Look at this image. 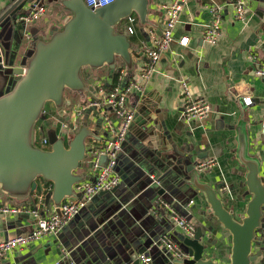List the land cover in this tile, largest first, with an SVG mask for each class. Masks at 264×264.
Wrapping results in <instances>:
<instances>
[{
	"label": "crops",
	"instance_id": "0c3cea01",
	"mask_svg": "<svg viewBox=\"0 0 264 264\" xmlns=\"http://www.w3.org/2000/svg\"><path fill=\"white\" fill-rule=\"evenodd\" d=\"M14 1L0 0V16ZM34 2L45 7L44 17L34 24L23 26L13 25L18 17L13 16L1 31V44L6 56L13 50L18 53L16 67L21 62V54L28 52L35 40L48 39L53 29L62 28L64 18L68 16L56 0H34L21 11L28 12ZM170 2L148 0L147 24L142 26L137 23L136 34L128 36L132 67L129 69L126 66L124 70L127 78L144 85V90L127 99V107L134 112V119L117 161V189L114 193H99L93 197L57 235L30 244L7 256L0 264H121L124 261L131 264L140 254L148 255L150 264H168L169 256L156 242L165 236L178 244L181 242L175 235L181 234L172 228L167 212L164 214L158 204L153 208L151 200L156 197L155 191L161 188L151 187L153 190L148 188L150 190L147 191L138 186L148 183L151 175L161 177L162 185H166L174 178L173 175H177L178 163L184 157L193 164L214 160L213 167L199 173L200 180L212 186H225L232 191L237 198L233 202L226 200L227 192L224 190L220 189L218 195L225 199L227 208L233 210L236 218L243 215L250 196L241 199L246 191L245 187L241 188L246 170L235 158L236 129L241 123L245 126L248 153L259 160L261 172H264V138L261 134L264 80L255 75L259 63L264 61V0H245L246 18L243 21L235 18L234 0H186L172 44L161 55L155 74L144 84L139 74L148 60L139 43L149 44L151 33L161 35L165 18L162 7ZM211 4L224 6L221 35L216 45L203 42L204 31L214 20L206 8ZM11 29L17 31L16 37L11 34ZM182 36L189 38L187 47H180L177 43ZM106 72V69L103 70L101 73L104 75L94 80L92 86L87 85L92 87L87 100L95 97L99 85L110 83ZM181 82L187 84L194 99H202L211 106L212 114L208 118L201 122L183 119L184 92ZM3 88L4 85L0 87V95ZM245 97L252 98L251 106L242 104ZM72 107L65 109L66 114L71 112ZM107 113L117 126L119 121L116 116L109 109ZM85 114L80 118V126L86 120L90 132L96 134L95 138L107 140L108 134L99 123V113ZM91 138H87L86 142L92 141ZM88 159L87 156L76 172L82 182L94 179ZM101 164H105V159L101 160ZM169 172L171 174L167 175ZM42 183L36 181L37 191L22 199H10L0 192V206L14 208L25 205L39 210L40 216L49 215L55 207L45 202L52 187L45 190ZM176 187L171 184L166 186L165 200H169L174 206H171L172 210L188 219L195 230L201 229L203 242L208 246V256L218 264H227L230 235L209 218L206 213L208 206L201 193L193 189L181 192ZM190 201L193 205L187 206ZM34 226L35 219L31 215L0 214V242L29 234ZM256 236L253 253L264 252V233L257 232Z\"/></svg>",
	"mask_w": 264,
	"mask_h": 264
},
{
	"label": "water",
	"instance_id": "95a60500",
	"mask_svg": "<svg viewBox=\"0 0 264 264\" xmlns=\"http://www.w3.org/2000/svg\"><path fill=\"white\" fill-rule=\"evenodd\" d=\"M32 1L15 0L0 16V70L7 81L5 85L0 82V87L5 86L0 97V192L10 199H22L36 190V181H42L52 187L45 204L52 205L59 212L58 208L65 200L73 201L80 196L73 189L82 182L76 172L86 158V139L96 134L90 132L86 120L68 143L59 139L51 129L47 134L50 150H42L33 143L34 127L46 104L56 107L59 117L64 116L65 109L61 103L65 101V90L92 92V87L82 79L85 69L108 67L113 71L116 58L130 69L129 33L120 31L119 25L132 15L137 16L139 24L146 25L148 0H114L97 10L88 8L84 0H56L68 14L62 28L53 29L48 39L41 38L39 43L38 39L35 40L33 47L21 54V62L16 67L18 53L13 50L6 56L1 44V31L11 17L22 15L23 7ZM11 34L16 37L17 31L11 29ZM126 61L127 64L124 63ZM236 132L235 158L246 170L241 185L246 191L241 199L250 196L240 217L236 218L233 210L227 208L225 199L218 195L220 189L224 190L227 192L226 200L233 202L237 198L232 191L219 184L212 186L202 182L196 170L198 163L193 164L189 158L181 159L177 175H173L174 178L166 185H162L161 177L151 175V180L138 188H161L155 191L156 197L151 200L153 208L161 203L174 207L164 198L166 186L170 184L181 192L193 189L201 193L208 206L206 213L209 218L230 235L227 264H264V252L253 253L257 232L264 233V172H261L259 160L248 153L244 124H239ZM117 187L111 192L114 193ZM175 236L181 242L178 245H182L186 258L171 260L168 257V264H218L208 256V246L203 242L200 228L195 230L192 238ZM131 264L140 263L135 258Z\"/></svg>",
	"mask_w": 264,
	"mask_h": 264
},
{
	"label": "built area",
	"instance_id": "2783aa9c",
	"mask_svg": "<svg viewBox=\"0 0 264 264\" xmlns=\"http://www.w3.org/2000/svg\"><path fill=\"white\" fill-rule=\"evenodd\" d=\"M88 8L97 10L106 7L114 2V0H84ZM186 0H171V2L162 7L164 11V27L160 36L150 34V43L141 44L143 55L147 58L148 63L142 72L139 74L144 84L148 82L150 77L155 74L156 68L160 62L161 55L166 52L173 42V33L179 22L180 13ZM234 15L238 21H243L246 18V2L245 0H234ZM206 8L213 16V22L203 34V42L208 45H216L221 32V14L224 6L211 4ZM45 16V7L38 2L31 5L28 12L15 18L14 24L29 26L38 22ZM138 19L135 16H129L119 25L120 31H126L129 35L136 34V25ZM262 41L264 45V27L262 30ZM180 47H187L189 38L182 36L178 41ZM255 75L264 80V61L259 63ZM126 70L122 69L117 78L115 88L107 92L102 85H99L96 95L92 100H87L78 106L71 108V112L67 113L63 119H57L51 116L49 111H43V116H49L46 120L51 122V127L55 130V134L64 143H68L80 128V118L87 112H98L100 126L108 134L107 140L95 138L92 141L86 142L88 163L94 179L78 183L74 186V192L80 196L77 199L66 200L59 206V212L54 208L47 216H40L37 209H32L22 205L19 207L9 208L8 206H0V214H28L35 219L34 229L26 235H20L12 239L0 242V263L4 259L17 251L27 248L34 242H39L47 236L57 235L68 221L75 218L85 206L92 201L93 197L102 192L111 191L119 185V176L117 173V161L122 151L124 140L128 134L129 128L134 119V112L127 107V99L132 94H140L144 90V85L133 82L127 78ZM182 83L184 103L182 107V117L187 122H201L212 114L211 106L202 99H194L189 93L188 86L185 82ZM242 104L249 107L253 104L251 97L242 98ZM118 119V125L114 126L110 119L107 110ZM86 115V114H85ZM95 119V117L93 116ZM96 120V119H95ZM261 134L264 138V119L261 122ZM62 137L67 138L65 142ZM40 145L43 150L50 148L47 135L42 137ZM264 156V150L262 152ZM105 159V164H101V160ZM214 160L201 162L197 166V171L202 173L213 167ZM193 205L190 201L187 206ZM158 208L167 212L171 226L176 232H179L183 237L192 238L195 234V226H193L186 218L180 216L171 206L161 203ZM163 248L171 260H182L186 258V253L182 247L169 237H163L156 242ZM141 264H150V258L146 254H140L137 258Z\"/></svg>",
	"mask_w": 264,
	"mask_h": 264
},
{
	"label": "trees",
	"instance_id": "16d2710c",
	"mask_svg": "<svg viewBox=\"0 0 264 264\" xmlns=\"http://www.w3.org/2000/svg\"><path fill=\"white\" fill-rule=\"evenodd\" d=\"M124 68H125V66L121 62L120 58H116L115 69L113 71H110L108 67H102V68L96 69V70L85 69L83 71L82 79L86 85L92 86V82L94 80L101 78L102 75H104V73L102 74L101 72L106 69L107 70L106 76H107V79L109 80L110 83L107 84L105 82L102 86L107 92H110L115 88V86L117 84V78L119 76V73ZM88 94H91V92L86 91V92L82 93V92H77V91L65 90L64 99H65V101L70 100V105L68 107V108H70L73 105L84 103L85 100H87L86 97ZM49 108L50 107L44 108V111H49L51 116H54L60 120L64 118V117H59L58 113L55 112L54 109L51 108L52 111H50ZM48 117L49 116L41 115L40 119L38 120V122L36 123V125L34 127L33 143L36 147H38L40 149H42V147L40 145V140L42 139L43 136L45 137L48 134V131L51 130V122H48L46 120ZM45 150H49V148H47ZM42 184H43V187L45 188V190H47L48 187L50 186L49 184H45V183H42ZM36 191H37V189H36ZM45 193H46V191L43 194H45ZM43 194H42V196H43Z\"/></svg>",
	"mask_w": 264,
	"mask_h": 264
},
{
	"label": "rangeland",
	"instance_id": "374dc122",
	"mask_svg": "<svg viewBox=\"0 0 264 264\" xmlns=\"http://www.w3.org/2000/svg\"><path fill=\"white\" fill-rule=\"evenodd\" d=\"M128 36H129V34H128ZM41 41V38H38V43ZM125 64H127L128 63V61H126V62H124ZM132 66H130V68H131ZM0 82L2 83V84H4L5 85V83L7 82L6 81V79L4 78V76H3V71L2 70H0ZM4 88H5V86H4ZM3 91H4V89H3ZM3 95V93L0 95V97ZM69 105H70V102H65L64 101V103H63V101H62V103H61V107H63L64 109H67L68 107H69ZM46 107H52L53 109H55L56 110V107H54L53 105H51V104H46L45 106H44V108H46ZM57 111V110H56ZM62 139L65 141V142H67V138H65V137H62Z\"/></svg>",
	"mask_w": 264,
	"mask_h": 264
},
{
	"label": "clouds",
	"instance_id": "9594fccd",
	"mask_svg": "<svg viewBox=\"0 0 264 264\" xmlns=\"http://www.w3.org/2000/svg\"><path fill=\"white\" fill-rule=\"evenodd\" d=\"M68 109V108H67ZM44 111V110H43ZM66 112H67V110H65V112H64V116L66 115ZM42 115V114H41ZM63 116V117H64ZM51 129H53L52 127H51ZM78 132V131H77ZM73 138V137H72ZM43 150V149H42ZM49 150H50V148H49Z\"/></svg>",
	"mask_w": 264,
	"mask_h": 264
}]
</instances>
